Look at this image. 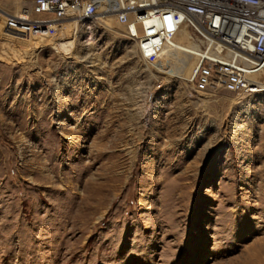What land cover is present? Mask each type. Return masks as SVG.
<instances>
[{"label": "rangeland", "instance_id": "rangeland-1", "mask_svg": "<svg viewBox=\"0 0 264 264\" xmlns=\"http://www.w3.org/2000/svg\"><path fill=\"white\" fill-rule=\"evenodd\" d=\"M57 34L0 33V264H264V92L192 91L186 28L151 64L113 16Z\"/></svg>", "mask_w": 264, "mask_h": 264}, {"label": "built area", "instance_id": "built-area-1", "mask_svg": "<svg viewBox=\"0 0 264 264\" xmlns=\"http://www.w3.org/2000/svg\"><path fill=\"white\" fill-rule=\"evenodd\" d=\"M32 13L42 18L32 19ZM100 14L116 19L138 57L149 64L158 61L181 28L192 31L199 53L188 82L196 93L264 92V83L253 79L264 70V0H34L30 11L7 14L0 33L56 42L65 21L84 25Z\"/></svg>", "mask_w": 264, "mask_h": 264}, {"label": "bare ground", "instance_id": "bare-ground-1", "mask_svg": "<svg viewBox=\"0 0 264 264\" xmlns=\"http://www.w3.org/2000/svg\"><path fill=\"white\" fill-rule=\"evenodd\" d=\"M20 13L19 12H17V13H15V14H13V15H19ZM97 19V18H96ZM95 19V20H96ZM74 24H76V21L74 20ZM186 33H187V36H186V38H183L182 39V42H181V47L184 49V50H186V51H184L183 53L185 54V56L189 59V61H190V63L195 67V65L197 64V55H198V53H199V45L196 43V42H194V41H192L191 39H190V37H192L191 36V32H190V30L189 29H187L186 28ZM43 41V40H42ZM171 42V41H170ZM39 43V42H38ZM52 44L54 45V46H62L61 44H58V43H56V42H52ZM168 46V45H167ZM166 46V47H167ZM63 47V46H62ZM165 47V48H166ZM164 48V49H165ZM58 49V48H57ZM164 49H163V51H164ZM63 50V49H62ZM163 51L161 52V54H160V56H159V58H158V60L161 58V56H162V54H163ZM192 71H193V69H192ZM192 71H191V73H192ZM190 76H191V74H190ZM190 78V77H189ZM254 80H256V81H258V82H260V83H264V70H262V71H260L258 74H256L255 76H254V78H253Z\"/></svg>", "mask_w": 264, "mask_h": 264}]
</instances>
